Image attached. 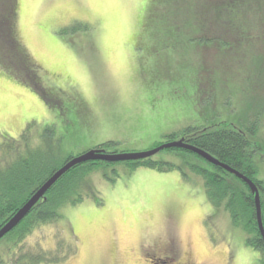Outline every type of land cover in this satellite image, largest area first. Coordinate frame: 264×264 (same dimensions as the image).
Returning a JSON list of instances; mask_svg holds the SVG:
<instances>
[{
	"label": "rangeland",
	"instance_id": "1",
	"mask_svg": "<svg viewBox=\"0 0 264 264\" xmlns=\"http://www.w3.org/2000/svg\"><path fill=\"white\" fill-rule=\"evenodd\" d=\"M193 1L201 11L203 0ZM151 3L18 0L15 35L47 97L62 103L48 106L0 65V141L27 128L19 151L49 147L50 163L61 166L109 140L116 142L112 153L145 152L183 138L188 127L226 125L248 134L254 176L264 187V37L214 51L199 37L215 30L196 27L191 11L181 32L168 35L167 20L150 15ZM204 5L210 18L214 8ZM153 158L207 163L178 150ZM122 162L87 175L83 199L62 207L55 222L21 242L19 230L4 237L20 221L0 239V264L34 248L65 252L66 244L74 254L50 264H262L259 251L245 244L250 234L208 203L199 175L145 167L129 173Z\"/></svg>",
	"mask_w": 264,
	"mask_h": 264
},
{
	"label": "trees",
	"instance_id": "2",
	"mask_svg": "<svg viewBox=\"0 0 264 264\" xmlns=\"http://www.w3.org/2000/svg\"><path fill=\"white\" fill-rule=\"evenodd\" d=\"M193 3V9L191 7ZM193 0H152L150 15L154 18L167 20L163 26L171 30L181 32L185 26V18H190L191 11L193 21L196 19V27L213 29L212 35L206 34L200 44L214 51H221L230 47V41L239 46L250 38L264 37V0H207L212 4L214 14L210 18L205 13V0L201 1L203 9L195 10ZM18 0H0V65L4 71L17 81L29 86L33 91L42 96L43 100L52 107H60L62 101L49 95L41 86L36 65L25 52L15 35ZM175 6V7H174ZM189 7V8H187ZM192 10H195L194 12ZM158 13V14H157ZM158 15V16H157ZM206 18H205V17ZM253 18H256L254 20ZM163 27V29H165ZM201 31V30H199ZM243 41V42H242ZM202 65V66H201ZM201 69H205L202 61ZM208 78V76H207ZM42 88V89H41ZM225 127V128H224ZM204 129L202 127H188L181 137L202 150L218 158L221 162L246 175L257 186L260 193L262 220L264 224V187L261 180L255 178L256 168L250 158V151L246 148L247 140L244 131L227 128ZM246 134V135H245ZM174 139L173 135L169 136ZM27 139V128L22 131L19 138L2 137L0 141V226L29 199L34 191L48 178L60 165L50 163L51 150L46 148H25L23 153L17 147L18 143ZM27 143V142H26ZM115 141L109 140L95 146L106 152H112ZM110 149V151L108 150ZM165 150V149H164ZM166 150H178L193 154L199 160L206 161L199 155L188 150L169 148ZM116 151V150H115ZM52 153V152H51ZM207 162V161H206ZM105 161H89L75 165L64 173L55 184L46 192L45 199L40 200L21 220L11 232L4 237L19 230L18 242L35 229L38 225L55 222L61 217V208L67 204L74 205L83 199L82 190L86 187V177L92 172L100 170L101 164H110ZM120 163V162H119ZM127 165L129 173L139 167L156 169L158 171H170L178 169L184 176L186 169L201 177L203 188L208 203L214 208H223L230 216L232 224L244 234H250L245 239V244L259 251L261 263L264 264V242L257 229L256 208L254 195L248 185L234 174L215 166L209 162L204 165L186 160L184 165L156 160L153 157L135 161L122 162ZM185 166H188L186 168ZM115 175H118V172ZM106 176V174H105ZM108 177V176H107ZM111 181L114 178H110ZM255 233V234H254ZM3 237V238H4ZM59 241L60 247L62 246ZM66 251L55 248L52 251L42 249L22 252L14 260V264H42L58 263L74 254L75 248L66 244Z\"/></svg>",
	"mask_w": 264,
	"mask_h": 264
},
{
	"label": "water",
	"instance_id": "3",
	"mask_svg": "<svg viewBox=\"0 0 264 264\" xmlns=\"http://www.w3.org/2000/svg\"><path fill=\"white\" fill-rule=\"evenodd\" d=\"M168 148H181L195 153L205 159L207 162L221 167L224 170L234 174L241 180H243L251 192L254 195V203L256 208V221L259 229L260 236L264 242V227L261 218V207H260V193L257 186L252 180L245 177L240 172L231 168L229 165L221 162L218 158L211 155L210 153L198 148L192 144L187 143L183 138L174 140L171 142L163 143L154 149L137 152V153H112L105 152L103 149H90L76 157H73L66 161L63 165L57 168L48 178H46L43 183L34 191V193L29 197V199L8 219L6 223L0 226V239L13 229L29 212L30 210L39 202L42 198L45 199L44 194L54 185V183L68 170H70L75 165L89 162V161H105V162H121V161H135L145 158L153 157L159 151Z\"/></svg>",
	"mask_w": 264,
	"mask_h": 264
}]
</instances>
